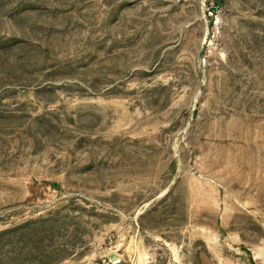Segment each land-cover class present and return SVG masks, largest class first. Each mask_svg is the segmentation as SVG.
Listing matches in <instances>:
<instances>
[{
	"label": "rangeland",
	"instance_id": "obj_1",
	"mask_svg": "<svg viewBox=\"0 0 264 264\" xmlns=\"http://www.w3.org/2000/svg\"><path fill=\"white\" fill-rule=\"evenodd\" d=\"M0 264H264V0H0Z\"/></svg>",
	"mask_w": 264,
	"mask_h": 264
},
{
	"label": "water",
	"instance_id": "obj_2",
	"mask_svg": "<svg viewBox=\"0 0 264 264\" xmlns=\"http://www.w3.org/2000/svg\"><path fill=\"white\" fill-rule=\"evenodd\" d=\"M116 259V257L113 258V261Z\"/></svg>",
	"mask_w": 264,
	"mask_h": 264
}]
</instances>
